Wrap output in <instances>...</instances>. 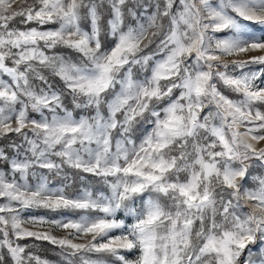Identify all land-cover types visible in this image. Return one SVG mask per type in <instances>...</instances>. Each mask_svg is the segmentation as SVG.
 <instances>
[{"label": "snow or ice", "instance_id": "6c2138e0", "mask_svg": "<svg viewBox=\"0 0 264 264\" xmlns=\"http://www.w3.org/2000/svg\"><path fill=\"white\" fill-rule=\"evenodd\" d=\"M14 5L0 264H264V0Z\"/></svg>", "mask_w": 264, "mask_h": 264}, {"label": "rangeland", "instance_id": "374dc122", "mask_svg": "<svg viewBox=\"0 0 264 264\" xmlns=\"http://www.w3.org/2000/svg\"><path fill=\"white\" fill-rule=\"evenodd\" d=\"M22 3V0H16V5L19 6ZM259 53H249L248 55H256ZM241 58L247 59V56H242ZM4 142L0 141V146H2ZM91 179V178H89ZM54 184H56V181H53ZM80 185V181H76V186ZM32 215H48V216H56L57 214L49 213L45 210H32L30 213ZM70 214V213H68ZM31 227V226H29ZM43 230V229H41ZM53 234L57 236H63L65 233L61 231L54 230ZM22 243H27L30 245L29 250L35 252L37 255H39L42 259H46L50 262V264H65L64 257L60 253V249L58 247L52 246L46 241H37L33 245V241L31 239L23 241Z\"/></svg>", "mask_w": 264, "mask_h": 264}]
</instances>
